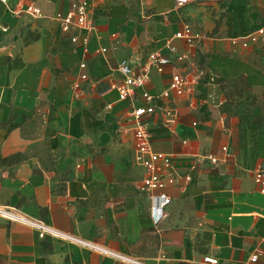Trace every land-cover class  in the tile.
Here are the masks:
<instances>
[{
    "label": "crops",
    "instance_id": "1",
    "mask_svg": "<svg viewBox=\"0 0 264 264\" xmlns=\"http://www.w3.org/2000/svg\"><path fill=\"white\" fill-rule=\"evenodd\" d=\"M88 1L96 29L86 53L51 17L69 0L0 2V156L26 157L0 168V205L147 264H214L205 256L216 264H264V255L250 260L264 251V194L255 181L256 171L264 170V43H230L231 36L259 25L264 0H194L183 8L176 0ZM32 2L45 17L25 12ZM221 11L226 14L216 16ZM185 22L208 34L193 49L203 72L201 102L191 110L180 98L179 119L170 126L156 114L152 139L154 149L172 154L178 171L192 179L182 177L167 189L173 201L156 224L139 190L142 168L134 162L129 104L112 86L120 80L122 59L145 58ZM77 34L82 39L87 33ZM82 59L91 83L74 96L70 86ZM185 69L153 71L147 90H163L173 72ZM247 90L255 94L251 109ZM10 118L17 126L8 130L3 124ZM0 264L127 263L72 242L41 239L0 216Z\"/></svg>",
    "mask_w": 264,
    "mask_h": 264
},
{
    "label": "built area",
    "instance_id": "2",
    "mask_svg": "<svg viewBox=\"0 0 264 264\" xmlns=\"http://www.w3.org/2000/svg\"><path fill=\"white\" fill-rule=\"evenodd\" d=\"M192 1L194 0H176V5L178 8H183ZM0 2L7 5L9 0H0ZM25 12L34 18L46 16L42 7L33 2L28 4ZM51 17L58 22L63 32L71 33L73 43L81 42L84 53L88 52L89 35L96 29L88 0H69L67 9L57 11ZM1 29L4 30L5 27L2 26ZM78 31L87 34L81 39L77 34ZM206 37L208 34L202 27L185 22L171 37L149 51L145 58H124L117 67L120 80L112 87L117 90L118 99L129 104L125 115L132 124L135 142L134 162L142 168L139 190L149 198L151 217L156 224L166 216L165 209L173 201L167 189L176 185L182 177L191 180L192 176L178 171L172 154L154 149L152 118L158 114L165 125L176 124L180 114L178 106L180 98L186 99L191 110L198 108L201 102L198 87L202 82L203 72L193 49L198 41ZM261 42L264 43V16L258 26L230 37V43L241 48H248L251 44ZM99 51L106 52L107 48L101 47ZM182 64H185L186 69L173 72L169 84L163 90L158 92L147 90L153 71L164 73L168 66ZM90 83L89 65L85 59H82L79 62L77 78L71 84L70 91L74 96L80 95ZM223 150L226 151L227 147L224 146ZM206 158L212 162L217 161L213 155H207ZM195 166L196 163L193 167ZM255 181L264 194L263 169L256 171ZM0 216L32 228L41 239L72 242L127 264H147L127 253L56 228L46 220L29 216L11 205H0ZM262 255H264L263 250L256 251L250 259L251 262H257ZM204 260L218 263V259L211 256H205Z\"/></svg>",
    "mask_w": 264,
    "mask_h": 264
},
{
    "label": "trees",
    "instance_id": "3",
    "mask_svg": "<svg viewBox=\"0 0 264 264\" xmlns=\"http://www.w3.org/2000/svg\"><path fill=\"white\" fill-rule=\"evenodd\" d=\"M38 36H35V38H37ZM5 127L8 128V130L13 129L14 127L17 126V124H15L12 119L10 118V120L3 124ZM26 157L24 154H22L21 152H16L13 153L9 156H0V168L3 167H14L16 165H18L19 163H21L23 160H25ZM12 173V171H10V174ZM2 177L1 172H0V178Z\"/></svg>",
    "mask_w": 264,
    "mask_h": 264
},
{
    "label": "rangeland",
    "instance_id": "4",
    "mask_svg": "<svg viewBox=\"0 0 264 264\" xmlns=\"http://www.w3.org/2000/svg\"><path fill=\"white\" fill-rule=\"evenodd\" d=\"M221 15L222 17L224 16V14H226V12H224V11H221V12H219V13H217L216 14V16H218V15ZM231 92H229V93H227L226 95L227 96H229V97H232L233 96V94H234V90H230ZM245 93L247 94V96H246V105L248 106V108H250L249 107V105H251L253 102H255L256 101V99H255V94H254V92H251V91H249V90H247V91H245ZM259 100L257 99V102H258ZM263 105V109H264V103L262 104ZM251 109V108H250ZM263 111V119H264V110H262Z\"/></svg>",
    "mask_w": 264,
    "mask_h": 264
}]
</instances>
